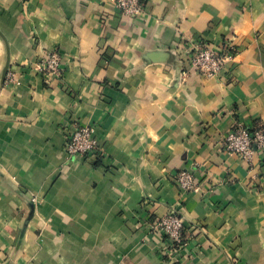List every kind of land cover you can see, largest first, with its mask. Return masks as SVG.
Masks as SVG:
<instances>
[{"label":"crops","instance_id":"1","mask_svg":"<svg viewBox=\"0 0 264 264\" xmlns=\"http://www.w3.org/2000/svg\"><path fill=\"white\" fill-rule=\"evenodd\" d=\"M0 0V264H264V156L223 149L264 122V0ZM236 59L195 74V43ZM62 56V79L35 64ZM7 70V72H6ZM74 123L97 159L66 153ZM189 171L200 191L173 182ZM173 211L187 245L140 227Z\"/></svg>","mask_w":264,"mask_h":264},{"label":"built area","instance_id":"2","mask_svg":"<svg viewBox=\"0 0 264 264\" xmlns=\"http://www.w3.org/2000/svg\"><path fill=\"white\" fill-rule=\"evenodd\" d=\"M120 12L130 18L142 15L144 7L142 0H114ZM237 57V50L228 43L221 50L209 43H195L188 51L187 59L191 70L206 79L217 77L227 65ZM35 70L49 80L62 79V56L57 51L50 52L45 58L35 64ZM96 128L91 125L74 123L67 131L68 138L66 153L70 157L97 159L99 144ZM223 149L227 152L250 161L256 153L264 156V122L256 127L237 122L235 126L223 136ZM174 184L181 192H199L200 189L189 171H181L173 178ZM140 227L147 228L151 233H159L164 237L162 255L175 257L185 250L187 245L186 223L182 216L173 211L158 218L152 223L149 217H143Z\"/></svg>","mask_w":264,"mask_h":264},{"label":"water","instance_id":"3","mask_svg":"<svg viewBox=\"0 0 264 264\" xmlns=\"http://www.w3.org/2000/svg\"><path fill=\"white\" fill-rule=\"evenodd\" d=\"M6 72H7V70H6ZM8 73V72H7Z\"/></svg>","mask_w":264,"mask_h":264}]
</instances>
